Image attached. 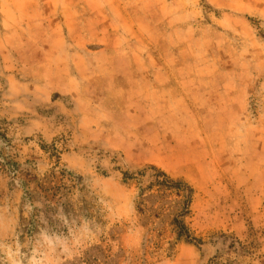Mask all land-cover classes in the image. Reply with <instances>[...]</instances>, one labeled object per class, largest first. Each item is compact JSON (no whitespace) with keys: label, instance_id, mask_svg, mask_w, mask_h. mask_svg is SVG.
<instances>
[{"label":"rangeland","instance_id":"obj_1","mask_svg":"<svg viewBox=\"0 0 264 264\" xmlns=\"http://www.w3.org/2000/svg\"><path fill=\"white\" fill-rule=\"evenodd\" d=\"M2 2L36 42L12 54L2 24L0 264H264V0H153L145 28L126 0ZM157 171L182 190L149 191Z\"/></svg>","mask_w":264,"mask_h":264},{"label":"crops","instance_id":"obj_2","mask_svg":"<svg viewBox=\"0 0 264 264\" xmlns=\"http://www.w3.org/2000/svg\"><path fill=\"white\" fill-rule=\"evenodd\" d=\"M2 1V0H1ZM26 2L28 0H25ZM162 1V0H161ZM160 0H158L159 4H162ZM157 2V4H158ZM156 3L153 2V0H126V26H133V27H147L149 24H147L148 19H146V16L143 13H151L152 12V8L149 7V5L154 6ZM166 5L164 7V9L160 8V12H162L163 10H172L170 6V4H163ZM47 10V9H45ZM48 11H51L50 9H48ZM29 8L27 4H23L21 5V7H16L15 5H4L3 2L0 3V31H2V24L6 23L8 24L9 22H11V25L13 26L12 28H14L15 30H13L12 33V38H10V41L14 42V43H18V48H16L14 51H11V53L16 55V56H21L22 54L28 53V51L31 49L29 46L30 44L36 42V41H30V38H28V29L30 27L34 28V23H29V16L30 15ZM50 19H48L47 21H45L44 23L41 22L39 25V29L41 30L43 28V25H45L44 30L48 29V30H53L56 32V36L57 37H52L53 41L52 42H64L63 40V35H60V29H63L62 23H57L55 20V16L50 17ZM53 21L54 24H49L50 21ZM170 21L172 22V20L170 19ZM21 22H27L25 24L21 23ZM173 24V23H172ZM58 28V29H57ZM43 37L42 39L38 40V42H42V40L44 39L45 41L47 40V38L45 36H40ZM6 40V38H4ZM4 39H2V36L0 35V43L4 44ZM50 40H52L50 38ZM7 41V42H10ZM48 43H52L47 41ZM29 44V45H28ZM22 45H28V46H23ZM2 52V50H1ZM141 52V51H139ZM138 55L134 56L133 60L137 66V69L140 71L139 76L136 78V76L130 71L128 70L126 67H121L119 69V71L125 70V75H126V81L128 82H132L134 89H138L137 85H144V86H148L151 85V79H150V75L146 76L144 73L147 72L148 69V64H150V62L153 60L154 54H149V53H137ZM156 59L158 60V58L156 57ZM132 61L131 55H129L128 57V53L126 52V64H130V62ZM160 61V59H159ZM194 61V60H193ZM165 62L167 63V61L165 60ZM171 62V61H170ZM169 62V63H170ZM192 63V62H190ZM188 66H190L191 64H187ZM162 69H160L157 73L159 74L158 76V83H157V88L159 90H165V89H172V88H177L176 86H174V82L171 80V78H169L167 76L166 73H160ZM163 71V70H162ZM164 72V71H163ZM215 72V71H213ZM212 72V73H213ZM207 74V73H203V74H199L196 73L194 70L191 71L190 75L187 76L188 78L192 77V78H201V77H208L211 76L213 74ZM242 85V83H241ZM187 90V89H186ZM191 91H194L195 89L193 87H190ZM219 92V94L221 96H223L222 93H225L224 89L221 87H218V89H216ZM221 102V100H220ZM218 106V105H217ZM217 108L220 109V106H218ZM217 110V109H216ZM220 111H217L214 116L213 119L215 120H220Z\"/></svg>","mask_w":264,"mask_h":264},{"label":"trees","instance_id":"obj_3","mask_svg":"<svg viewBox=\"0 0 264 264\" xmlns=\"http://www.w3.org/2000/svg\"><path fill=\"white\" fill-rule=\"evenodd\" d=\"M133 178V177H130ZM152 183L148 188L149 191H155L154 193H160L162 189L165 190H182L181 183H176L172 181L165 173L161 171H157L154 173V175L151 177ZM126 179H129L128 175H126ZM187 202L185 203V210L188 212L189 206L191 204V196H192V189L187 187ZM141 192H144L142 189ZM183 215H180L179 217H182ZM175 225L177 227L178 235L179 237H185L188 240H192V237L185 226L183 222H181L179 219L175 220Z\"/></svg>","mask_w":264,"mask_h":264}]
</instances>
